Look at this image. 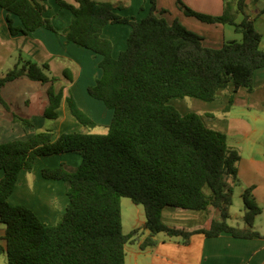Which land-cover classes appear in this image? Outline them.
Wrapping results in <instances>:
<instances>
[{
    "label": "trees",
    "instance_id": "trees-1",
    "mask_svg": "<svg viewBox=\"0 0 264 264\" xmlns=\"http://www.w3.org/2000/svg\"><path fill=\"white\" fill-rule=\"evenodd\" d=\"M57 0L74 13L63 31L67 42L102 55V76L89 93L114 111L105 134L63 133L52 140L50 130L37 132L27 139L0 143V222L5 225L6 245L0 254L8 264H127L126 245L134 243L141 228L123 230L122 198L128 197L145 210L144 228L149 235L141 248L156 245L155 236L165 233L188 242L195 233L217 237L223 233L238 238H254L256 217L262 208L252 195L243 193L244 220L247 227L229 224L235 187L239 183L240 154L227 143V136L205 125L197 112L181 113L171 100L195 97L214 101L223 88L234 85L253 89L257 69L264 67L263 35L246 13V0H237V12L229 4L220 16H211L188 8L185 11L208 23H231L242 33V40L225 42L215 48L205 45L199 33L180 21L169 23L157 14L151 0L149 14L138 20L118 14L112 3L96 0ZM0 6L22 21L16 27L8 17L12 34H25L39 27L56 31L45 17L49 0H0ZM242 13L241 22L236 21ZM131 26L127 47L113 55L111 40L103 36L108 24ZM31 60H21L0 76V102L12 119L25 126L33 121L12 111L3 98L2 88L11 81L27 77L47 83L50 78ZM45 116L58 117L62 93L51 86ZM71 113L86 128L95 121L68 97ZM75 152L81 164L69 171L60 165L44 168L42 176L62 180L69 203L60 220L43 224L36 213L23 205H11L21 170L32 172L38 157ZM166 206L189 210L214 208L218 214L210 227L187 230L163 222Z\"/></svg>",
    "mask_w": 264,
    "mask_h": 264
},
{
    "label": "crops",
    "instance_id": "crops-1",
    "mask_svg": "<svg viewBox=\"0 0 264 264\" xmlns=\"http://www.w3.org/2000/svg\"><path fill=\"white\" fill-rule=\"evenodd\" d=\"M66 1L77 5L74 0ZM96 1L112 3L118 14L138 20L145 18L152 7L151 0ZM180 1L194 11L211 16L222 15L227 4L232 7L235 14L237 12V0ZM177 2L178 0H156L157 14L163 16L169 23L178 20L188 29L198 32L203 36L205 45L210 47L219 48L227 41L242 40V33L238 32L233 24L202 21L194 15L186 14L184 9L178 7ZM49 4L45 17L52 22L56 31L42 26L28 34L23 32L12 34L8 17L16 27L21 26L22 21L19 16L9 13L0 6V76L14 68L21 60H31L40 66H46L43 70L50 78L47 83L41 82L46 85L48 101L41 99L38 114L30 110L33 105V96L28 92L23 93L21 86H14L9 97L3 96L12 106V111L30 119L33 125L25 126L14 121L11 112L1 103L0 143L27 139L37 133L35 124L36 127L45 126L46 122L42 118H45V111L49 106L47 91L51 86L56 92L62 93L61 103L57 109L58 117L54 120V126H60L61 129L52 135L53 141L66 131L68 133L88 132L87 128L71 113L68 102L70 95L96 125L109 129L112 122L114 111L109 109L102 100L94 98L89 93V87L95 85L97 79L103 74L100 67L102 55L76 43L67 42L63 31L71 24L74 13L68 8L61 7L57 0H49ZM245 10L257 27L259 13H264V4L259 3V0H246ZM243 18L244 15L239 13L236 21L241 22ZM130 31L131 26L124 23L108 24L103 29V36L111 40L113 44L114 57H118L119 53L127 47ZM213 40L219 45L211 43ZM261 47L264 48L263 40ZM25 78L27 77L8 83ZM16 107L18 110H15ZM176 107L183 114L191 111L199 113L207 127L224 133L229 146L239 152V183L235 187L234 194L238 192L243 202V193L247 188H252V195L262 208V213L256 217L254 223V230L261 236L238 238L223 233L217 237H207L203 233H195L188 242H182L179 237L160 236L159 233L155 236L157 243L154 246L142 249L140 246L142 242L138 243L139 250H133L131 264H264V224L259 222L264 216V67L256 70L252 90L246 87L234 90V85L230 84L229 87L220 90L218 98L214 101L188 97V100L182 99L180 105ZM65 123H69L68 127H65ZM69 153L74 152L54 155L61 158L60 155ZM42 157L44 156L38 157L36 162L38 163ZM62 157L65 163L75 162L78 166L82 161V156L81 161L70 155ZM57 166L58 164L50 165L51 168ZM44 168L48 166L40 165L33 169L36 178L31 185L27 178V171L21 170L8 201L11 204L23 202L27 207L34 209L40 218L53 222L56 216L66 211L69 197L64 181L46 179L42 176L41 172ZM3 176L4 171L0 170V179ZM242 212L244 218V207ZM217 217L218 214L212 207L205 210H189L166 206L162 211V219L167 225L187 230L207 229ZM144 224L145 219L140 227L144 228ZM245 227H247L246 222ZM0 245H6L5 228L0 230ZM126 262L128 264V254Z\"/></svg>",
    "mask_w": 264,
    "mask_h": 264
},
{
    "label": "rangeland",
    "instance_id": "rangeland-1",
    "mask_svg": "<svg viewBox=\"0 0 264 264\" xmlns=\"http://www.w3.org/2000/svg\"><path fill=\"white\" fill-rule=\"evenodd\" d=\"M262 2H263V0H259V3L264 4ZM178 7H180L179 4H178ZM184 12L186 14H188L186 11H184ZM256 24H257V27H258L257 29L263 35V42H264V13H259V17L257 18ZM211 43L219 45V44H217L218 42H216L215 40H213V42L211 41ZM14 86H21L20 89L23 91V93L24 92H28L30 95L33 96V98H34L33 105H32L30 110L35 111V114H38L39 107H40V104H41V99H44V100L48 101V97H47V94H46V85H43L41 82H38V81H32V80H30L28 78H25L24 80L15 81V82H12V83H7L1 90L2 96L9 97L10 93H12V90L15 88ZM182 99L183 100H188V98H175V99H172L170 103L175 105V106H179ZM0 104H1V102H0ZM15 110H18V107H16ZM42 120H44L46 122V124L43 127L42 126H40V127L37 126L36 127V124H35L34 128H36V132L46 131V130L49 129L53 134H55L61 129L60 126H57V127H56V125L54 126V120L55 119H50V118L45 116V118L43 117ZM68 124L69 123H65V127H68ZM87 130H88V133H97V134H105V133L108 132V128L104 127L102 125H96L93 128H87ZM74 131H77V130H74ZM63 133H68V131L63 132ZM65 155H70V156L76 157V158L80 159V161H81L80 154L79 153H75V152L74 153L60 155L61 158H59L58 155H50V156L42 157L38 161V163L35 162L34 168H36L37 166L39 167L40 165H46V166H48V168H51L50 165H52V164H58L57 167H59L62 164H65L64 166L66 167L67 170L74 171L77 168L78 165H76L75 162H73V163H67L66 162L65 163L63 161V157H62V156H65ZM26 174H27V178L29 180L30 185L33 184L34 183V179L36 178L35 172H33V171L32 172H27ZM63 184L66 187V184L65 183H63ZM11 205H23V206L27 207V205L24 204L23 202H22V204L19 203V204H11ZM243 207H244V203L242 202V198L239 196V194L237 192L233 196V204L231 205V208H230L231 216H230V219H229V224H231L233 226H237V227H244L245 220H244V218L242 216ZM32 210L35 212L34 209H32ZM61 214H63V213H60L58 216L55 217L53 222H50V221L43 220L36 213V215L38 216L40 221L43 224H48V225H53V224L57 223L60 220ZM122 217H123V230H124L125 233H129L131 230H133L136 227L141 228L140 231H139V234H138V236L136 238V241L134 243H132V244L128 243L126 245V252L128 254V264H131V255L133 253V250H135V251L139 250L138 243L140 241L142 242L149 234L148 231H146L142 226L140 227L141 222L145 219L144 207L142 205L135 204L128 197H123L122 198ZM262 218H263L262 221L259 220V222H262L264 224V216ZM51 223H53V224H51ZM4 228H5V225L0 222V230L4 229ZM160 236H166V234L165 233H160ZM0 264H8L7 256L4 253L0 254Z\"/></svg>",
    "mask_w": 264,
    "mask_h": 264
}]
</instances>
